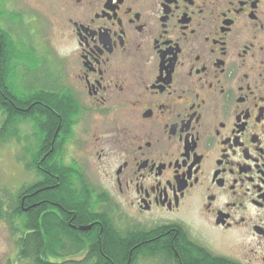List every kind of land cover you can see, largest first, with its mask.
I'll return each instance as SVG.
<instances>
[{"label":"flooded vegetation","instance_id":"flooded-vegetation-1","mask_svg":"<svg viewBox=\"0 0 264 264\" xmlns=\"http://www.w3.org/2000/svg\"><path fill=\"white\" fill-rule=\"evenodd\" d=\"M58 1L60 46L13 36L31 158L0 169V264H115L87 236L117 211L170 241L125 264H264V0ZM62 172L75 196H51Z\"/></svg>","mask_w":264,"mask_h":264},{"label":"trees","instance_id":"trees-1","mask_svg":"<svg viewBox=\"0 0 264 264\" xmlns=\"http://www.w3.org/2000/svg\"><path fill=\"white\" fill-rule=\"evenodd\" d=\"M13 43L14 40L11 39L10 34L2 27H0V113L5 116V121L2 128L0 129V132L5 134L7 132L8 138H11L16 134V121H24L29 115L26 104L27 96L24 93L23 95L18 97L16 91L14 90L13 62L15 59V55L17 54V50L15 49ZM82 182V197L84 199L81 204L83 213L82 216L83 218H87L86 202L88 201L89 203L90 201H92L90 199V197L92 196V190H90L87 186V181L84 177L82 179ZM59 189L62 191V194L59 192ZM62 195L70 197L75 196V192L72 190L69 174H65L63 172L61 185L58 189L51 190L52 197H61ZM96 196L99 197L98 201L103 200L101 195ZM69 204L72 205V203ZM98 235L99 233L97 231L92 234L90 233L87 236V238L90 239L91 242L89 257H95L97 261H111L115 264H125L126 262H132L142 252L148 253L150 251L148 255H153L154 251L158 249V247L164 246L165 244H170V241L160 242L159 239L155 238L154 235L149 232L146 234V236H144V234L142 235L139 233H133L132 231L130 233H125L116 226H114V231L112 232L110 230V227H108V225L106 224L101 235V248ZM82 237L83 235H67L64 238L75 247L77 245H80V241L85 242L84 237L83 239H81ZM38 238L42 246L43 238L41 236H38ZM64 238L62 236H58L56 233L51 234V254H58L59 249L64 248ZM71 252H74L73 247L67 250L66 254H70ZM34 255L38 257L39 255L43 254L39 253L38 250H35ZM183 256L185 260L193 262L202 260L201 255L196 253L191 257L186 253L183 254Z\"/></svg>","mask_w":264,"mask_h":264},{"label":"rangeland","instance_id":"rangeland-1","mask_svg":"<svg viewBox=\"0 0 264 264\" xmlns=\"http://www.w3.org/2000/svg\"><path fill=\"white\" fill-rule=\"evenodd\" d=\"M59 1L58 0H0V27L7 31L13 40L14 33L20 32L26 34L24 37L31 38L28 35L29 31H34L33 39L38 42L50 43L51 45L60 46L61 44V24L59 19ZM20 40H22L20 38ZM14 44V43H13ZM15 46V44H14ZM5 121V116L0 113V129ZM26 121V122H25ZM24 122V123H23ZM19 130L17 135L11 139L4 141L0 139V169L6 168L10 170L12 165L24 166L30 160V154L27 150L30 146L29 140V125L27 120H22L18 124ZM10 136V135H9ZM5 137H8L6 132ZM17 157V162L16 158ZM91 156H88L90 159ZM90 170L87 171V177L91 180L92 184L96 185L99 189L106 186L102 170H99L96 164L93 163ZM27 170L24 171L19 168L18 180L19 183L26 180ZM0 179H7L6 175L0 174ZM112 202H114L112 200ZM111 202V205L113 203ZM113 207V206H112ZM104 209H110L105 206ZM115 219L120 226V229H127L128 226H134L132 219L124 212H116ZM130 226V227H131ZM148 260L152 259H144Z\"/></svg>","mask_w":264,"mask_h":264}]
</instances>
